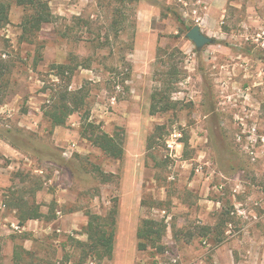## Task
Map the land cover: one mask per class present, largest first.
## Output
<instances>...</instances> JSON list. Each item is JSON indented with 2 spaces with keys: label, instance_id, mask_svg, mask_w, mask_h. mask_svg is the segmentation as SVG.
Segmentation results:
<instances>
[{
  "label": "rangeland",
  "instance_id": "374dc122",
  "mask_svg": "<svg viewBox=\"0 0 264 264\" xmlns=\"http://www.w3.org/2000/svg\"><path fill=\"white\" fill-rule=\"evenodd\" d=\"M1 1L0 264H77L72 240L113 206L111 258L83 264H264V0H44L53 20L27 41V10ZM195 25L214 40L200 51ZM65 86L85 106L53 127ZM160 89L172 105L151 115ZM82 115L121 137V160L81 136ZM14 197L43 216L19 224ZM144 218L164 222L160 250H138Z\"/></svg>",
  "mask_w": 264,
  "mask_h": 264
},
{
  "label": "trees",
  "instance_id": "16d2710c",
  "mask_svg": "<svg viewBox=\"0 0 264 264\" xmlns=\"http://www.w3.org/2000/svg\"><path fill=\"white\" fill-rule=\"evenodd\" d=\"M17 6L27 10L26 17L22 24V35L25 41L35 31L49 24L53 20V15L49 5L44 0H14ZM156 3V0H152ZM8 5L0 0V23L7 24ZM173 16L179 24H183L182 19L172 11ZM65 69L64 67H58ZM71 69L68 73L72 74ZM61 73V72H60ZM4 74V65L0 60V103L3 101L7 88L2 83ZM165 90L154 91L150 96L149 112L151 115L157 112L167 111L172 103L169 97L164 93ZM86 92L82 90L70 91L67 86L59 89L53 96V100L47 109L44 110V117L47 118L53 127L64 126L68 117L74 113H80L85 106ZM170 104V105H169ZM81 118L85 123L81 136L88 140L93 146L97 147L105 156L112 160H120L123 155L122 139L117 134L109 135L102 131L100 127L95 126L87 121L86 116ZM103 182H107L105 175L100 174ZM11 206L18 214L19 224H23L28 220H37L43 216L39 207L33 203H29L22 197H14ZM116 209L113 206L111 211L105 216L91 214L88 216L84 234L86 240L74 242V249L80 252V259L77 264H83L87 258L93 260L110 259L114 247V229H115ZM165 224L152 218H144L140 221L136 228V238L138 240V250L145 251L151 247L157 250L161 249L160 241L165 232ZM24 252V251H23ZM25 254H30L24 252ZM22 252L14 251L13 264H26L21 257ZM42 263V262H41ZM40 262L30 264H41Z\"/></svg>",
  "mask_w": 264,
  "mask_h": 264
},
{
  "label": "water",
  "instance_id": "95a60500",
  "mask_svg": "<svg viewBox=\"0 0 264 264\" xmlns=\"http://www.w3.org/2000/svg\"><path fill=\"white\" fill-rule=\"evenodd\" d=\"M186 38L194 44L197 51L214 43V40L203 34L197 25L189 29L186 33Z\"/></svg>",
  "mask_w": 264,
  "mask_h": 264
},
{
  "label": "built area",
  "instance_id": "2783aa9c",
  "mask_svg": "<svg viewBox=\"0 0 264 264\" xmlns=\"http://www.w3.org/2000/svg\"><path fill=\"white\" fill-rule=\"evenodd\" d=\"M178 137V134L173 132L171 135H170V138H171V141L168 142V148H172L173 144L176 142V138Z\"/></svg>",
  "mask_w": 264,
  "mask_h": 264
},
{
  "label": "crops",
  "instance_id": "0c3cea01",
  "mask_svg": "<svg viewBox=\"0 0 264 264\" xmlns=\"http://www.w3.org/2000/svg\"><path fill=\"white\" fill-rule=\"evenodd\" d=\"M107 133V132H106ZM107 134H109V133H107ZM109 135H113V133L112 134H109ZM91 144V143H90ZM92 145V144H91ZM93 146V145H92ZM95 147V146H94ZM75 148V145L74 144H72V145H70L69 147H68V149H74ZM97 148V147H96ZM123 156V155H122ZM112 160V159H111ZM121 160V159H120ZM114 161H119V160H114Z\"/></svg>",
  "mask_w": 264,
  "mask_h": 264
}]
</instances>
